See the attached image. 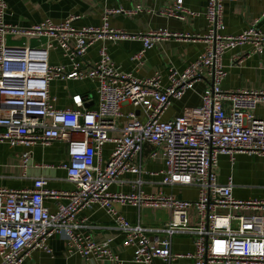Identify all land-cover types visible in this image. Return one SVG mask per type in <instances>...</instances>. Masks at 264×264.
<instances>
[{"label": "built area", "instance_id": "built-area-1", "mask_svg": "<svg viewBox=\"0 0 264 264\" xmlns=\"http://www.w3.org/2000/svg\"><path fill=\"white\" fill-rule=\"evenodd\" d=\"M105 1V0H102ZM5 3L0 0V143L10 147L30 146L53 141L65 143L68 160L61 165L71 190L47 188L48 179H33L32 187H0V264H22L30 251L50 252L48 238L54 233L68 242L69 252L85 260L118 263L109 240L96 242L79 231L85 220H77L84 209L97 205L124 235L123 245L133 247V261L167 264L185 258L192 264H264V198L238 200L233 196V177L220 183L215 169L219 155L231 162L236 153L257 155L264 160V116L257 108L264 105V89H223V56L226 51L249 44L248 54L264 51V30L257 24L264 9L252 23L235 35L222 33V0H207L204 35L149 29L128 33L109 25L113 14L133 15L140 8H105L101 23L77 28L75 16L59 23L45 19L22 27L3 20ZM168 17L185 19L198 16L196 11L176 0L166 8ZM7 35L25 39L35 37L34 46L8 45ZM167 38L202 40L204 48L197 57L178 71L170 68L166 81L159 72L138 77L125 71L109 57L104 46L93 63L84 61L87 48L98 40L139 39L142 48L134 55L140 60L155 41ZM59 49L69 61V69L50 63V51ZM95 81V104L80 94L71 96L72 107L57 108L50 96V84L60 80ZM201 83L200 104L164 119L173 102ZM130 107V109H123ZM112 144L104 158L103 146ZM149 145V159L163 161L160 183L165 186L195 187L194 200L158 192L140 190L111 192L112 184L121 183L124 173L143 172L141 153ZM30 152L21 153L25 169ZM140 183V179L136 181ZM46 198H63L50 211ZM164 208L169 218L162 227L148 234L139 222L130 223L114 204ZM195 224H189V217ZM179 231L195 234L193 251H172V236Z\"/></svg>", "mask_w": 264, "mask_h": 264}, {"label": "crops", "instance_id": "crops-1", "mask_svg": "<svg viewBox=\"0 0 264 264\" xmlns=\"http://www.w3.org/2000/svg\"><path fill=\"white\" fill-rule=\"evenodd\" d=\"M5 10L3 20L6 24L28 27L49 19L59 23L69 16H75L73 25L77 28L101 23L105 8H122L125 10L140 8L133 15L113 14L109 16V25L114 29L128 33L146 32L149 29H166L170 32L190 33L204 35L207 22L204 17L207 0H183V5L196 11L198 16H187L185 19L168 17L164 14L166 8L171 7L176 0H3ZM224 30L222 33L235 35L248 27L264 9V0H222ZM257 27L264 30V18ZM10 37V38H9ZM10 39V40H9ZM5 41L8 45L34 46L39 43L32 38L25 39L7 35ZM21 44H14L21 42ZM14 42V43H9ZM104 46L110 59L121 69L130 71L138 77H148L159 72L166 81L170 68L183 70L192 62L204 48L202 40H188L183 38H167L157 40L147 49L140 60L134 55L142 48L139 39L131 40H98L90 45L84 56V61L93 63L99 58V49ZM251 50L249 44L241 45L226 51L223 56L225 77L222 80L223 89H264V51L261 54H248ZM49 61L53 65L62 64L69 69V61L62 56L59 49L50 51ZM95 81L85 80H55L50 84V96L55 107L63 109L72 107L71 96L80 94L88 100L86 105L95 104ZM203 85L195 84V91H189L180 100L173 102L167 109L163 118H169L182 112L183 108H194L200 104L199 93ZM123 109H130L124 107ZM258 117L264 116V105L257 108ZM112 144L103 146L104 158L109 155ZM149 145H144L141 153L143 172L140 175L124 173L120 176L121 183L112 184L111 192L128 193L140 190L146 194L164 192L181 199L194 200L197 197L195 187H171L160 183V170L163 161L149 159ZM24 151L30 152L27 167H21L20 156ZM68 160L64 142L53 141L47 145L41 143L30 146L16 145L10 147L8 143H0V187L6 189H21L32 187L34 178L43 176L48 179L47 188L57 190H71L73 184L66 180V171L61 167ZM217 180L220 183L233 177V196L238 200L264 198V160L263 158L247 154L236 153L233 162L227 155H219L215 169ZM140 179V183L136 181ZM63 198H46L44 205L50 210L56 209L58 202H65ZM115 210L130 223H137L147 230L148 234L160 229L169 218V210L164 208L137 207L131 204H114ZM85 220V225L79 231L90 235L96 242L109 240L111 250L117 255L119 262L85 260L79 253L69 252L68 242L61 239L56 233L47 240L50 252L35 249L25 257L22 264H141L133 261V247L123 245L124 235L116 228L107 216L104 209L93 205L84 209L77 215V220ZM188 222L195 224V218L190 215ZM195 234L188 231H179L172 236V251L176 253L192 252ZM155 264H167L157 259ZM170 264H192L189 259H179Z\"/></svg>", "mask_w": 264, "mask_h": 264}, {"label": "rangeland", "instance_id": "rangeland-1", "mask_svg": "<svg viewBox=\"0 0 264 264\" xmlns=\"http://www.w3.org/2000/svg\"><path fill=\"white\" fill-rule=\"evenodd\" d=\"M9 38H10V37H9ZM32 39L35 40L36 38L33 37ZM9 40H10V39H9ZM9 43H14V42H9ZM21 43H22V41H21V42L14 43V44H21Z\"/></svg>", "mask_w": 264, "mask_h": 264}]
</instances>
